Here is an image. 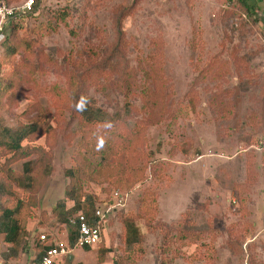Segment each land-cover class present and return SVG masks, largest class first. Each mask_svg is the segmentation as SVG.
Here are the masks:
<instances>
[{"label":"rangeland","instance_id":"374dc122","mask_svg":"<svg viewBox=\"0 0 264 264\" xmlns=\"http://www.w3.org/2000/svg\"><path fill=\"white\" fill-rule=\"evenodd\" d=\"M13 21L14 52L0 46V128L45 130L15 155L0 146V179L27 161L35 200L7 264H29L35 234L61 230L76 198L100 204L130 184L129 163L142 175L101 242L73 251L78 264H98L101 243L100 264H264L262 0H41ZM79 96L100 122L82 123ZM125 220L140 235L131 252ZM8 247L0 235V260Z\"/></svg>","mask_w":264,"mask_h":264},{"label":"trees","instance_id":"16d2710c","mask_svg":"<svg viewBox=\"0 0 264 264\" xmlns=\"http://www.w3.org/2000/svg\"><path fill=\"white\" fill-rule=\"evenodd\" d=\"M36 6L37 4H35L34 9L27 14L33 13L36 9ZM14 19L15 18H12L10 21L11 27L8 36L0 44L2 48L1 55L4 53L12 54L15 50V45L12 44V34L14 32L16 24V21H13ZM2 80L3 76L2 74H0V94H2L9 86L7 81L5 82L4 80L2 82ZM75 99L77 100H75V111L76 113H79L82 123L95 124L103 119V112L98 107H92L89 99H86L85 107L83 110H78L76 108V104L80 101L81 96L76 97ZM42 126V124L33 121L31 123L23 125L20 128L12 130L8 128H0V146H2V148H7L8 150H11L13 155H15L16 151L20 149L21 140L31 135H37L40 130H45V128H43ZM25 155L28 154L25 153ZM127 166L128 167L123 170V175L125 172V175L131 177V183H133L137 177H140L142 175L143 165H137L136 167V164L131 165V163H129ZM76 171L78 172L79 170L76 169ZM30 172L31 168L28 166V162L26 161L23 163L22 172L19 175H15L14 173H12L7 175L5 178L0 179V235H2L3 241L9 245L6 252L3 254L4 257L2 258V260H0V264H7L9 257H15L16 252L19 248L21 249L22 246L23 238L21 234L25 231L26 217L29 212V208L35 205V200L32 194L29 193V188L31 187L33 181ZM71 173V170L67 171V175L72 176ZM11 183L22 188L23 190H28L23 191L27 193V196L25 198L19 197L17 192L11 190ZM131 183L124 187H117L114 189H118L120 191L122 190L123 192H128ZM64 194L65 196L73 197V194L70 192V188L68 189L67 187H65ZM94 205L95 203L93 202L92 198H89V196L80 199L76 198L73 205L66 210V215L61 214V222H63L66 227H69V225L67 224L68 217L72 216V214L77 210H82L87 215H89ZM67 215L69 216L67 217ZM125 221L127 222H125L124 224V241L125 243H127L128 251L131 252L136 248L138 249V245L140 243V235L138 232V228L133 225L131 220ZM69 229L70 242L72 243L74 233L71 230V227H69ZM183 232L179 230L176 234H170L169 236L171 237V235H173L172 237L181 239L184 237L185 234V231ZM189 240L193 242V239ZM83 248L87 249L86 246H84ZM106 252H108V250L104 246H102L101 243V247L97 248L96 250V261L98 264L103 261Z\"/></svg>","mask_w":264,"mask_h":264},{"label":"built area","instance_id":"2783aa9c","mask_svg":"<svg viewBox=\"0 0 264 264\" xmlns=\"http://www.w3.org/2000/svg\"><path fill=\"white\" fill-rule=\"evenodd\" d=\"M40 1L20 0L18 3H7L0 0V44L10 32L11 19L31 12ZM126 197V192L114 189L106 200L94 205L89 215L77 210L68 217L67 224L74 233L72 243L70 229L65 224H61L63 228L53 234L37 232L35 239L40 249L29 264H65L66 257L73 248L96 246L100 242L107 216L123 206Z\"/></svg>","mask_w":264,"mask_h":264},{"label":"clouds","instance_id":"9594fccd","mask_svg":"<svg viewBox=\"0 0 264 264\" xmlns=\"http://www.w3.org/2000/svg\"><path fill=\"white\" fill-rule=\"evenodd\" d=\"M85 102H86V98L81 97L80 101L76 104V108L78 110H83L84 107H85ZM104 127L106 129H111L112 128V124L110 122H106L105 125H104ZM104 145H105L104 138H102V137L101 138H98L97 143H96L97 150L103 148Z\"/></svg>","mask_w":264,"mask_h":264},{"label":"crops","instance_id":"0c3cea01","mask_svg":"<svg viewBox=\"0 0 264 264\" xmlns=\"http://www.w3.org/2000/svg\"><path fill=\"white\" fill-rule=\"evenodd\" d=\"M263 4H264V1L262 0ZM81 248L82 250L84 249L83 247H76V248H73L70 252V254L66 257V264H78L77 263V260L74 261V253L73 251L77 250ZM90 248V247H87V249ZM86 249L83 250V252H88V251H85Z\"/></svg>","mask_w":264,"mask_h":264}]
</instances>
